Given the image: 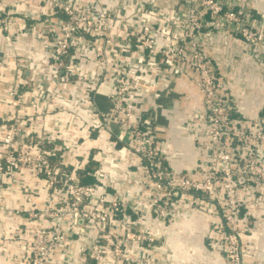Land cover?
Returning <instances> with one entry per match:
<instances>
[{"label":"built area","instance_id":"1","mask_svg":"<svg viewBox=\"0 0 264 264\" xmlns=\"http://www.w3.org/2000/svg\"><path fill=\"white\" fill-rule=\"evenodd\" d=\"M184 2L181 12L156 11L155 22L147 16L139 24L83 0H51L33 12L47 52L33 61L17 58L8 94L18 111L0 122V194L5 183V190L22 195L14 214L30 226L18 234L8 229L25 240L20 264H135L138 243H145L142 259L151 263L159 253L151 220L170 219L179 194L211 210L208 236L226 264H250L243 232L255 214L242 216V208L264 205V111L249 117L220 90L200 39L213 29L231 35L264 66V13L257 18L252 7L226 0ZM22 25L15 8L0 5L1 31L16 35ZM123 36L121 46L138 60L111 57ZM90 53L97 60L92 72L83 68ZM182 61L195 70L203 100L208 160L199 178L169 170L147 132L145 95L160 81L154 69ZM103 84L111 88L108 112L93 99ZM56 156L63 167L53 163ZM92 165L87 172L95 181H82L80 170ZM254 184L263 188L260 195L251 193ZM4 248L0 244V252Z\"/></svg>","mask_w":264,"mask_h":264},{"label":"crops","instance_id":"2","mask_svg":"<svg viewBox=\"0 0 264 264\" xmlns=\"http://www.w3.org/2000/svg\"><path fill=\"white\" fill-rule=\"evenodd\" d=\"M49 1L0 0V5L15 8L18 17H22L25 23L16 35L0 30V122L18 111V108L11 104L8 94V87L15 82L14 67L17 58L30 57L32 60L38 57L37 53L47 52L48 47L41 37V29L33 12L49 6L50 3H46ZM226 1L237 7H252L257 18L264 13V0ZM184 3V0H83L84 5H90L96 11L103 8L112 12L119 11L137 24L147 16L155 22L156 11L163 16H169L178 10L181 12ZM124 37L116 39L111 46V57L138 60V55L131 51V47L121 46L120 41L126 40ZM200 41L202 48L210 55L220 90L235 98L243 114L249 117L262 114L264 66L256 63L244 42L214 29L203 35ZM85 58L83 68L89 72L94 71L97 60L93 53ZM154 71L156 79L160 81L155 89L145 95L149 115L148 137L160 144L165 165L169 170L199 178L200 171L208 160V139L201 130L203 100L196 84L197 74L188 61L180 62L177 68L159 63ZM31 75L30 68H25L24 76ZM30 85L31 83L22 85L21 90L28 89ZM110 92V86L103 84L97 93H93V99L103 112H108L111 108ZM4 187L5 183L0 194V200L5 204V210L0 212V244L5 248L0 252V264H20L25 240L16 234L24 228L30 230V226L25 227L23 223H19L23 220L14 214L13 208L23 203L22 195L12 188L5 190ZM251 190L252 194L260 195L263 188L254 184ZM252 212L255 215L245 220L243 246L249 249L250 255L253 256L247 261L250 264H260L264 263V205L248 203L242 208V216L247 217ZM210 225V209L195 207L188 196L175 195L170 219L162 221L153 217L151 220V232L155 235L154 243L158 248V257L151 263L146 262L142 259L145 252L141 247L145 243L134 244L131 254L139 258L135 264H226L223 253L215 249L210 242ZM9 228L14 229L16 234L11 236ZM84 244L79 243L78 248Z\"/></svg>","mask_w":264,"mask_h":264},{"label":"trees","instance_id":"3","mask_svg":"<svg viewBox=\"0 0 264 264\" xmlns=\"http://www.w3.org/2000/svg\"><path fill=\"white\" fill-rule=\"evenodd\" d=\"M59 14L62 15L61 13H59ZM59 14H58V16H59ZM67 57H69V56H67ZM68 59L69 58H67L66 60H68ZM53 163L55 165H58V166H62L63 167V165L60 163V157L59 156H56L55 158H53ZM62 169L63 170H66L64 168H62ZM93 169H94V165H92L91 167H89L86 170H80L79 174L81 176L82 181H84V182H94L95 181L94 177L91 176L90 174H88V172H87L88 170H91L92 171Z\"/></svg>","mask_w":264,"mask_h":264}]
</instances>
